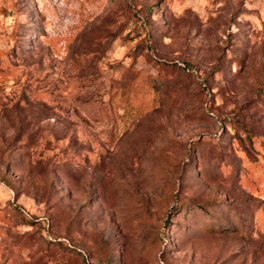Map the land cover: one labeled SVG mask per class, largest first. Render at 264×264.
<instances>
[{
    "label": "rangeland",
    "instance_id": "374dc122",
    "mask_svg": "<svg viewBox=\"0 0 264 264\" xmlns=\"http://www.w3.org/2000/svg\"><path fill=\"white\" fill-rule=\"evenodd\" d=\"M0 264H264V0H0Z\"/></svg>",
    "mask_w": 264,
    "mask_h": 264
}]
</instances>
